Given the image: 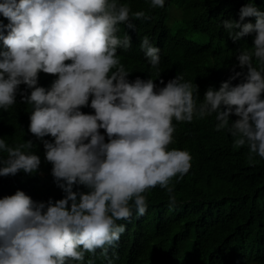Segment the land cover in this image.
<instances>
[{
    "label": "clouds",
    "instance_id": "1",
    "mask_svg": "<svg viewBox=\"0 0 264 264\" xmlns=\"http://www.w3.org/2000/svg\"><path fill=\"white\" fill-rule=\"evenodd\" d=\"M150 7L161 12L163 26L178 16L165 0H150ZM0 14L8 20L0 21V109L13 106L19 93L34 135L14 146L0 138V153H7L0 176L35 174L42 158L46 170L39 176L53 185L35 200L20 190L0 198V264H84L98 250L115 264L126 231L118 221L136 229L140 216L158 206L166 221L176 216L182 202L172 181L190 171L192 156L169 148L173 120L214 115L215 130L231 135L235 148L247 146L250 161L264 159V8L252 0L239 15L217 14L233 42L255 33L252 46L236 56L247 71L233 68V75L217 78L202 100L198 85L183 75L157 87L121 63L118 52H128L135 39L159 72L160 48L130 33L133 21L151 19L144 10L132 12L118 0H2ZM80 185L88 191L73 190ZM244 205L233 207L230 221L262 257L264 240L242 222ZM153 264L180 263L156 258Z\"/></svg>",
    "mask_w": 264,
    "mask_h": 264
},
{
    "label": "trees",
    "instance_id": "2",
    "mask_svg": "<svg viewBox=\"0 0 264 264\" xmlns=\"http://www.w3.org/2000/svg\"><path fill=\"white\" fill-rule=\"evenodd\" d=\"M118 2L128 5L132 12L144 10L151 17L147 21H133L135 28L130 33L138 40L148 36L160 48L159 72L145 60L135 39L128 52H118L121 63L135 79L152 78L157 87H163L161 79L166 84L175 76L183 75L185 81L198 85L202 100L205 87L212 86L219 77L222 81L233 75V68L246 73V68L238 66L236 56L238 49L252 46L255 33L233 42L223 29L224 19L217 14L221 11L226 15L235 10L239 15L249 0H165L168 7L176 8L178 16L164 26L161 12L150 7V0ZM252 2L260 10L264 8V0ZM0 21L8 23L2 14ZM0 50H4L2 41ZM253 63L256 66L255 60ZM20 91L30 94L25 85L20 86ZM20 99L18 93L13 106L7 111L0 109V138L10 146L32 141L34 136L29 131L31 111L18 103ZM229 119L234 122L238 117L231 115ZM215 123L214 115L191 123L173 120L176 131L169 148L186 150L192 156L190 171L183 179L172 181L182 205L178 207V214L168 217L167 221L159 206L147 211L140 216L137 230L125 220L118 221L126 225V231L118 245L120 261L115 264H153L156 258L180 264H191L192 260L199 264H264V256H255L246 235L230 221L233 207L244 202L242 222L264 240V159L254 156L250 161L248 147L235 148L234 138L226 131H216ZM32 151L36 154L34 148ZM6 156L7 153H0V158ZM40 159L39 170L44 171L46 168ZM39 170L35 174L21 171L15 176H0V198L20 190L33 200L39 199L47 188H53L41 179ZM73 190L88 191L82 185L74 186ZM157 202L153 198V203ZM88 259L94 264H106L99 250L94 257L87 254L84 264Z\"/></svg>",
    "mask_w": 264,
    "mask_h": 264
}]
</instances>
